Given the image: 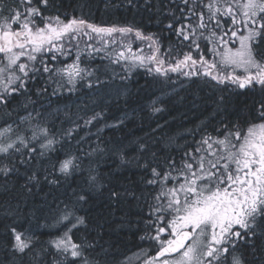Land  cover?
<instances>
[{
	"label": "snow or ice",
	"instance_id": "snow-or-ice-1",
	"mask_svg": "<svg viewBox=\"0 0 264 264\" xmlns=\"http://www.w3.org/2000/svg\"><path fill=\"white\" fill-rule=\"evenodd\" d=\"M14 3L17 7L0 0V107L4 109L15 102L27 111L30 105L35 106L41 100L51 105L50 98L59 97L63 92L104 88L108 81L101 79L99 67L86 66L84 53L79 49V38L84 36L89 41L98 37L102 43L101 48H96L86 42L85 49H91L88 56L105 51L110 45L116 46L119 50L115 51L112 63L125 61L129 69L135 65L147 67L146 62H150L156 65L155 73L166 76L169 71L187 68L190 70L183 71L182 75L211 77L217 84L224 85V90L233 86L254 91L259 86V91L264 93V0H208L207 3L199 0L198 4L181 0L183 8L177 6L180 16H176L175 11L169 12L172 19L166 28L173 30L182 41L189 42L190 50L167 68L163 67L165 60L158 56L159 40L155 34L146 35L139 27L91 23L83 15L62 16L60 7L63 5H58L57 0H14ZM128 3L137 7L134 0ZM199 5L203 6L200 10ZM83 7L80 6L81 11ZM145 7L151 10L153 5ZM48 12L56 14L46 15ZM193 18L195 23L190 22ZM181 20L186 22L181 23ZM227 21L230 24L225 28ZM129 36L149 41L153 54L148 57L135 54L130 44L124 45ZM202 40L214 43L212 48L206 49L211 59L206 58L201 49ZM237 41L238 47L230 46ZM73 49L72 63L61 61L62 66L54 63L58 55L72 56ZM191 49L198 58L192 55ZM148 72L152 73L153 68L148 67ZM52 85L55 87L49 91ZM231 94L229 91V97ZM229 97L221 95L217 100L218 108ZM110 102L104 101L105 108L93 111L87 118L77 119H83L85 127L95 126L105 120ZM91 103L96 104L97 100L91 98ZM156 104L153 101L151 105L153 114L163 111ZM257 113L261 122L250 124L246 131L236 126V130H227L222 137L205 135L192 146L184 145L187 150L182 152L179 161L171 153L161 158V144L167 146L174 142L172 137L163 135L137 137L129 143L121 137L104 148L100 147L103 141L98 138L96 148L86 153L88 156L100 153V159L109 166L107 179L109 183L115 181L108 189L110 203L128 207L129 214L133 206L148 208L149 219L145 224L153 234L146 233V238L154 242L156 250L144 264H264V99L258 102ZM64 115L70 118V113ZM31 118L29 112L27 118L20 120L30 123ZM123 125L124 120L120 119L104 123L97 131L102 132L104 127L115 131ZM162 127L157 125V129ZM80 128L74 121L63 136L71 139L72 133ZM12 132V126L7 125L0 130V138ZM33 140L43 141L39 143V152L30 147ZM57 143L49 128L39 125L31 128L30 138L18 135L8 142L0 139V158L7 161L0 166V198L11 196L13 189L31 193L41 186L42 179L58 184L60 177L49 179L47 168L40 162L47 151L55 150ZM79 161L76 155H66L51 167L53 172L67 179L79 171ZM137 172L143 175L133 179ZM101 178L98 160L90 170L89 189L81 193L73 190L76 202L87 203L91 190L104 186L99 183ZM140 185L156 186L154 193H147L151 202ZM65 221L66 231L49 242L54 251H36V238L29 230L22 232L17 226H9L11 239L4 245L8 250L0 264H23L26 256L30 257L28 264H99L86 256L91 246L73 240L72 229L78 231L80 225L86 224L85 218L76 216L65 205L57 223ZM49 256L51 259L45 260Z\"/></svg>",
	"mask_w": 264,
	"mask_h": 264
},
{
	"label": "trees",
	"instance_id": "trees-1",
	"mask_svg": "<svg viewBox=\"0 0 264 264\" xmlns=\"http://www.w3.org/2000/svg\"><path fill=\"white\" fill-rule=\"evenodd\" d=\"M207 2L208 0H204V3ZM3 3L10 7H17L14 0H3ZM134 3L137 5L136 8H133L128 0H57L58 5H63L60 7L62 16L83 15L91 23L120 26L127 24L139 27L146 35L155 34L159 40L158 56L165 60L163 66L165 68L190 50L189 42L182 41V38L178 37L173 30L166 28L172 19L169 12L175 11V15L180 16L177 6L183 8L181 0H134ZM190 3L198 4L199 0H190ZM146 4H152V9L147 10ZM81 5L84 6L82 11ZM202 7L199 5L198 10ZM204 11L207 18V10ZM7 14L4 13V15ZM45 14L55 15L56 13ZM184 22L186 21L181 20V23ZM190 22L195 23L194 18ZM228 24L230 21L225 23V28ZM86 42L93 43L96 48H101L102 43L89 41L84 37L79 38V49L84 53L86 66L99 67L98 74L101 75V79L108 81L104 88H81L77 93L63 92L59 97L50 98L51 105L47 100H41L35 106L30 105L27 111L19 108L15 102L9 109L0 107V130L5 129L7 125L13 128L12 133L0 138L3 142L15 140L18 135L30 138L31 128L36 125L48 127L55 135L58 141L55 150L47 151L46 155L40 158V162L47 168L50 174L49 179L60 177V182L56 185L42 179L41 186L34 188L31 193L17 192L13 189L11 196L0 198V260L4 259V252L8 250L4 245L11 239L7 229L13 225L22 232L29 230L30 234L36 238L34 241L36 251L41 249L54 251L49 242L64 232L65 224H58L57 220L62 215L65 205H68L69 210L74 211L76 216L85 218L86 224L80 225L78 231L72 229L73 240L76 243L83 242L86 247L91 246L88 247L86 256L93 261H98L99 264H122L124 259L132 253L154 247V242L146 238V233L153 234V230L147 229L145 224L149 219L148 208L133 206L129 214L128 207L110 203L108 189L115 181L109 183L107 179L109 166L100 159V153L86 155L96 148L98 138L103 141L100 147L104 148L121 137L125 138V143L137 137L151 138L161 135L165 138L172 137L174 142L171 145L161 144L160 155L163 158L171 153L179 161L182 152L187 150L184 145L192 146L194 141H199L202 136L222 137L227 130H236V126L243 130L252 123L261 122L257 119V108L258 102L264 99V93L259 91V86L254 91L238 90L233 86H230L229 90H224V85H219L211 77L202 75L188 77L181 72L169 71L165 76L155 73V68L148 65L147 67L135 65L129 69L125 61L112 63L118 47L110 45L105 51L88 56L87 53L91 52V49H85ZM124 42L131 45L134 53L143 48L134 39L127 38ZM144 42L146 44V41ZM234 44L230 43V46ZM213 46L214 43L201 41V49L205 51L206 58H212L211 53L206 49ZM191 51L192 55L198 58L196 51L194 49ZM74 53L75 49L72 56L58 55V60L54 63L57 66H62L61 61L69 64L74 59ZM148 67L153 68L152 73L148 72ZM121 77L127 78L121 79ZM52 87L55 85H52L49 91ZM229 91L232 93L230 97ZM236 92L242 94L237 95ZM118 94L119 99H117ZM221 95L229 98L218 108L217 100ZM91 98H95L97 103L92 104ZM104 101H111L107 105L105 120L95 126L85 127L83 119H77L78 117L87 118L93 111L105 108ZM153 101L157 102L156 106L163 108L162 112L152 113ZM77 105L80 107L78 108ZM84 105L87 107L85 108ZM29 112L32 114L30 123L21 122L20 118H27ZM37 112L40 113L39 116ZM65 112L70 113V118L65 117ZM120 119L124 120V125L120 129L114 131L104 127L102 132L97 131L104 123L111 124ZM74 121L79 123L81 128L72 133L71 139L64 137L63 132L72 128ZM158 124L163 126L162 129H157ZM153 129L157 131L153 133ZM81 137L84 139L81 140ZM42 142V140H33L30 147H35L39 152V143ZM66 155L80 157L79 171L67 179L61 177L59 172H53L51 167L57 160L64 159ZM98 160L102 177L99 183L104 186L92 189L87 203H77L73 190L81 193L89 189L87 181L90 170ZM5 163L7 161L0 158V166ZM121 174L128 175L127 172ZM141 175L143 173L137 172V176L132 178L136 179ZM15 187L18 189L19 185ZM140 187L145 192L148 202H151L147 193H154L156 186L140 185ZM128 221H131V224ZM150 253L153 254L154 250ZM29 258L24 257L23 264H28ZM47 259L51 257H46L45 260Z\"/></svg>",
	"mask_w": 264,
	"mask_h": 264
},
{
	"label": "rangeland",
	"instance_id": "rangeland-1",
	"mask_svg": "<svg viewBox=\"0 0 264 264\" xmlns=\"http://www.w3.org/2000/svg\"><path fill=\"white\" fill-rule=\"evenodd\" d=\"M84 38L86 39V40H88V37H86V36H84ZM128 38H130V39H134L135 40V42H138L139 44H141L142 46H143V48H141V49H139L135 54H137V55H141V56H145V57H148V56H151L152 54H153V51H154V49L153 48H151V47H149V44H150V42L149 41H146V44H145V42L144 41H139V40H136L133 36H129ZM117 39H119V37H117ZM93 41L94 42H99V38L98 37H96L95 39H93ZM129 43L128 42H124V45L125 46H127ZM146 46V47H145ZM239 45H238V41L237 42H235V44L233 45V46H231V47H238ZM118 50H119V48H118ZM70 63H72V61L70 62ZM69 63V64H70ZM146 64L148 65V66H152V67H156V65L155 64H152V63H150V62H146ZM190 69H187V68H185V69H182V71H178V72H183V71H189ZM244 131H246L247 130V127L246 128H244L243 129ZM74 222V221H73ZM65 225H67V222L65 221V222H63ZM62 223V224H63ZM68 227H70V225H68ZM66 231V227H65V229H64V232ZM63 232V233H64ZM151 250H156L155 249V246L153 247V248H148V249H145V250H141V251H136V252H134V253H132L131 255H129L128 257H126L125 259H124V261L122 262V264H144V261L146 260V258L148 257V256H150V252H151ZM151 255H154V254H151Z\"/></svg>",
	"mask_w": 264,
	"mask_h": 264
}]
</instances>
